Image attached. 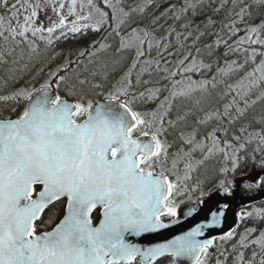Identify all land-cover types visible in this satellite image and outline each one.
<instances>
[{"label": "snow or ice", "instance_id": "6c2138e0", "mask_svg": "<svg viewBox=\"0 0 264 264\" xmlns=\"http://www.w3.org/2000/svg\"><path fill=\"white\" fill-rule=\"evenodd\" d=\"M76 3L77 0H71L69 14L75 12ZM104 3L112 7L108 0H104ZM256 3L264 7V0H256ZM89 4L95 7L92 0H89ZM0 7L7 8L8 0H0ZM59 7L63 9L64 5L60 4ZM21 8L25 12L31 9L30 14L24 16L22 24L18 18ZM39 8L38 3L32 4L29 0H17L11 5V18L16 19L17 26L13 27L9 20L8 26L0 31V38L5 44L28 41L29 33L32 36L40 33L41 40L52 43L51 36L45 37L42 33L47 31L51 34L56 28L64 27L65 17L61 16L58 23L45 29L43 25H37L34 19ZM189 8L195 10V5L186 3L181 13H186ZM53 11H56L55 7ZM96 11L102 18L108 15L99 8ZM115 11L113 8L114 15ZM120 11L123 12V9ZM244 14L242 8L238 15L243 17ZM88 18L77 17L80 20ZM4 22L5 17L0 16V25ZM209 23L212 21L209 20ZM79 30L73 21L71 31L75 33ZM260 30H264V22L248 29L249 43L264 44V41L251 38V34ZM16 37H21L22 41H17ZM28 42L34 44V41ZM222 42L227 43L221 39L215 43L219 46ZM243 42V39L238 41ZM148 47L151 49V43ZM207 47L211 48L212 45ZM12 51L14 49L0 51V62L6 63L5 56L11 55ZM137 55L144 53L138 51ZM188 70L191 69H185ZM256 72L264 78V60L249 76H254ZM89 83L87 79L79 78L76 83H69L67 76L54 72L39 88L21 89L11 97L2 98H23L28 104L15 118L0 119V264H156L162 256L172 257V264L177 258L190 260L192 264H205L208 248L213 241L197 239L203 235L204 225L170 242L147 248L127 239L129 235L141 236L167 228L169 225L161 217L178 215L175 197L183 194L180 178L164 166L170 147L161 138L166 132L163 125L167 113L157 120L154 112L149 120L146 119L147 113L134 110L135 97L128 98L130 79L127 85L108 92L104 97L105 102L95 99L100 94L97 90L101 85L89 87ZM62 85L64 95L60 94ZM147 91L154 95L152 89ZM144 95V92L140 93V96ZM237 111L243 114L244 110ZM207 119H212V116ZM200 123H206V120ZM210 135L215 141L214 134ZM256 135L264 143V135ZM185 142L193 146L191 152L203 148V145L194 143V135ZM240 147L243 148V145ZM220 151L225 150L221 148ZM191 152L184 155L191 156ZM208 152L211 154L212 149L209 148ZM240 159L233 154L231 169L224 168L222 171L226 175L235 173L240 167ZM252 159L255 161L254 156ZM175 165L174 160L172 167L175 168ZM186 167L191 168V164ZM258 167L264 169V159L260 160ZM260 181L264 183V176L260 177ZM225 184L226 181L222 180L219 186L225 188ZM65 199L63 218L50 231L42 229L41 225L46 223L41 219L45 209L51 211L50 205ZM96 210H99L98 223H94L93 217ZM192 211L189 210V215ZM222 215V212L213 213L214 222H218ZM232 236L233 232H228L226 238ZM246 240L247 234L240 239L241 247H247ZM251 243L264 252V232ZM256 255L253 252V257ZM217 264L221 262L217 261ZM234 264H243L242 252ZM248 264H252V261ZM260 264H264V259Z\"/></svg>", "mask_w": 264, "mask_h": 264}, {"label": "trees", "instance_id": "16d2710c", "mask_svg": "<svg viewBox=\"0 0 264 264\" xmlns=\"http://www.w3.org/2000/svg\"><path fill=\"white\" fill-rule=\"evenodd\" d=\"M186 3L195 5V10L189 8L186 13H181ZM121 5L127 10L129 18L118 33L123 35L134 29L144 28L148 34L144 55L136 57L135 49L124 48L119 41H110V47L100 52L101 45L111 40L113 25L106 31L91 27L75 33H57V36L51 37V44L36 37L34 39L40 41L39 49L35 47L37 51H23V47L15 45L11 48L14 49L11 55L5 56L7 62H0V95L11 97L24 83L35 81V67L40 62L43 70L50 65L62 68L61 72L69 78V83H76L79 78L87 79L89 87L100 84L101 88L97 90L100 94L95 96L100 101L128 77L131 80L128 98L135 97L132 105L134 110L145 113L152 111L153 95L147 90L152 89L155 94L157 89H167L168 79H164L171 66L176 63L180 65L181 71H185L195 61L197 67L188 77L207 82V88L189 99L176 101L170 109L165 118L169 134L168 150L177 158L190 147L185 142L190 136L194 135L195 143L198 140H208L212 137L210 134H214L215 141L212 140V145L220 147L231 142L240 149L241 159L237 171L226 175L222 169L232 167V161L225 159L226 153H218L214 158H209L190 179L188 188L192 191V200L202 201L209 190L220 188L222 180L226 181L225 187H231L230 184L236 177L246 175L252 168H259L260 160L264 159V143L256 134L264 135V78L259 77L261 73L256 72L254 76H250L248 88L234 86L230 82L240 79L244 73H252L261 60H264V44L248 42V29L264 22V7L258 6L256 0H121ZM101 7L109 14L111 24H114L110 8ZM242 8L245 10L243 17L238 15ZM0 14L7 19L12 16V9L0 8ZM251 38L264 41V30L251 34ZM217 39L227 43L222 42L217 46ZM242 39L244 42L238 43ZM149 43L152 45L151 49L148 47ZM208 45L212 47L209 48ZM6 46L2 44L0 51ZM254 52L255 58L252 59ZM185 56L188 58L185 59ZM182 60L183 64L180 63ZM144 81L148 83L145 84ZM229 88L232 89V94ZM141 92L145 95L140 96ZM238 92L240 95H237ZM60 94L64 95L63 85ZM6 104L5 111L11 116L16 114V110L13 111L15 108H12L13 103ZM216 106L218 107L214 108ZM237 109H243V114ZM0 110V114L3 113V107ZM210 115L212 119H207ZM179 117L183 119H178ZM202 120H206V123H200ZM168 121L172 123L169 124ZM172 178L175 179L174 176ZM261 185L264 188V183ZM179 196L175 198L179 199ZM47 217L46 223L41 225L44 230L51 229L57 222L53 216ZM249 229L256 231L248 232ZM261 232H264V204L249 210L247 218L233 237L208 249L207 258L203 257L205 264H217V261L221 264H234L241 252L243 264H248L249 261L260 264L261 259H264V252L251 242L258 239ZM245 234L247 247H241L240 239ZM253 252L257 253L255 257ZM172 262L171 258H163L156 264Z\"/></svg>", "mask_w": 264, "mask_h": 264}, {"label": "rangeland", "instance_id": "374dc122", "mask_svg": "<svg viewBox=\"0 0 264 264\" xmlns=\"http://www.w3.org/2000/svg\"><path fill=\"white\" fill-rule=\"evenodd\" d=\"M29 2L32 4L38 3L40 5L37 17H35L34 19L37 25H43L45 29L47 27H51L55 23H58L61 16L65 17V25L62 28L55 29L54 32L57 31L58 34L61 33V31H65V32L71 31L73 21L76 22V25L80 29L79 31H83L91 27H94L96 29L103 28V30L106 31L108 28H110L111 25H113V29L111 31L113 35L110 38L111 40H107L105 41V43L102 44L104 47H100V52L106 50L107 47H110L111 45L110 41H119V44L121 45L123 41V44L125 45L123 46L124 48H128L129 50L132 48L136 50L135 53L136 57L138 56L137 55L138 51H143V53H145L144 44H145V40L148 39V34L145 35V33L147 32L144 28H138L135 29L136 30L135 32L130 31L129 33L123 35H120L118 33L122 30L126 20H128L129 18V14L124 15V13H128V12L127 10H125V7L121 5V0H108V3L112 5V7L107 6L104 3V0H92V5H95V7L89 4V0H77L75 6V12L73 14H69V8L71 7V0H29ZM14 3H17V0H8V7L7 8L0 7V8H4L5 10H10L11 5ZM60 4L64 5L63 9L59 7ZM101 5L110 8L111 11L110 14L112 15L111 18L113 19L114 24H111L109 19V14L107 15L106 18H102L100 14L96 11V8H99L103 12H105V10L101 7ZM25 7H27L26 4ZM53 7L56 8V11H53ZM113 8L116 10L115 15L113 14ZM121 9H123V12L120 11ZM30 11L31 9H29L28 12H25L24 9L21 8L18 14V18L21 24L24 23V16L30 14ZM0 16L2 15L0 14ZM79 16H84L89 18L80 20L77 19V17ZM11 17L5 19V22L2 25H0V31H2L4 28L8 26L9 20L13 27L17 26L16 19H12ZM104 20H106V22H103ZM121 21H123V23H120ZM54 32L49 34L47 33V31H45L42 34L45 37L47 34L51 35L52 37L55 34ZM5 34L7 35V33ZM40 35L41 34L38 33L36 36H34V38L36 37L39 38ZM31 36H32L31 33H29L28 38ZM17 38L20 39L21 37H17ZM0 39L3 40L2 38ZM141 41H143L142 46H141ZM196 67L197 64H194L188 67L187 69H191L189 71H194ZM61 71L62 68H58V74ZM173 72H183V73H181L180 75H175L173 74ZM186 77H187V72L184 70L181 71L180 65H176L175 63L171 66L170 70L167 72V75L164 79V80L168 79L167 81L169 85L167 86V89H164L163 91L161 89L156 90L157 93L155 92L152 98V105H151L152 111L145 112L148 114L146 116V119L151 120L152 119L151 114L154 112L157 115V120L161 115L167 113L166 115H164V121H165V118L168 115L171 107L174 106L175 102L178 99L188 96L192 97L194 95H197L198 92H200L201 90L207 88L206 87L207 83L205 84V82H199V83L192 82V79ZM259 77H261V75ZM128 80H129L128 77H125V80L122 82L121 85H127ZM249 81H250V76L249 78L247 76V79L244 81V85L241 86L244 88L245 87L248 88L250 86ZM257 83L259 84V81H257ZM173 93H176V95L173 96ZM240 98L241 97L239 96L238 97L239 101L241 100ZM217 107L218 106L214 108ZM163 126L164 128L167 127V125H165V122ZM161 138L166 140L165 132L162 134ZM212 140H213L212 137H209L208 140L203 139L196 141L195 142L196 144L203 145L202 150L197 149L195 152H191L193 146L190 145V147L187 148L185 151L181 152V154L177 156V158L176 156L174 157L168 150V159H167V163L164 166L170 169L172 172H174L175 176H178L180 178L179 183L183 194L179 196V200L178 198H176V200H178V203H180V206H184L186 203L192 202L193 199L191 194L192 191L190 188H188L190 186V179L192 175H194V173L199 168H201L206 161H209V158H214L216 155H218V153L220 154L226 153L225 159H229L231 162V157L233 156V154H236L237 156L239 155L240 149L237 147L235 148V146H233L232 143L220 147H215L214 144L212 145L213 142ZM209 148L212 149L211 154H209L208 152ZM221 148H223L225 151L221 152L220 151ZM189 152H191V156L184 155V153H189ZM174 160L176 161L175 168L172 167ZM189 163L191 164V168L186 167V165H188ZM251 170H253V168ZM185 176H187V179H185ZM184 182H186V184H183ZM212 190L213 189L208 191V194L204 197V199L211 194ZM248 192H249L248 194L252 196L253 194L256 193V189H254L253 187H248Z\"/></svg>", "mask_w": 264, "mask_h": 264}, {"label": "water", "instance_id": "95a60500", "mask_svg": "<svg viewBox=\"0 0 264 264\" xmlns=\"http://www.w3.org/2000/svg\"><path fill=\"white\" fill-rule=\"evenodd\" d=\"M261 176H264V171L255 168L248 176L236 179V188L232 195H228L229 190L216 189L202 204L190 203L181 207L179 216L170 223H166L169 227L160 229L156 232L145 233L141 236L129 235L127 239L132 243L140 245L142 248H147L156 244L170 242L178 236L187 234L193 228L204 225L203 235L197 237V239L212 240L213 243L209 246L210 248L214 246L218 240L226 238L228 232L235 231L242 218L241 209H246L247 207H252L264 202V190H259L258 194L254 196H244L241 193L245 183L249 182L258 186ZM225 205H227V207H225ZM51 206L52 205L49 207ZM189 210H194L191 212V215H189ZM46 211L47 209H45V212ZM220 212H222L223 215L219 216L218 222H214L213 213ZM163 258L172 257H159L156 263ZM175 264H192V262L183 258H177Z\"/></svg>", "mask_w": 264, "mask_h": 264}, {"label": "flooded vegetation", "instance_id": "af4514ba", "mask_svg": "<svg viewBox=\"0 0 264 264\" xmlns=\"http://www.w3.org/2000/svg\"><path fill=\"white\" fill-rule=\"evenodd\" d=\"M16 40L22 41V38H20V39L17 38ZM28 41H34V44H29ZM28 41H22L20 43H15V44L10 42L8 44H5V42L0 39V46L2 44H3V46L7 45L5 49L11 50V48L13 46L18 45V46L23 47V49H21V50L29 51V52L37 51L39 49L40 41L38 39L28 38ZM35 47L37 50L35 49ZM33 48H34V50H33ZM39 58H40V55L38 54V59ZM1 67H2V64H0V69H1ZM35 72H36L35 81L32 80V81H28V82L24 83L23 86H21L20 88H18L14 92L16 93L17 91H19L21 89L32 90L35 88H39L41 84H43L45 81L50 79L52 73L56 72L58 74V69H57L56 65H50L49 67L45 66V68L43 70L41 65H40V62H39L35 67ZM0 76H1V74H0ZM1 81L2 80L0 78V84H1ZM53 82L55 83V81H53ZM36 85H37V87H36ZM2 97H6V94H5V96L0 95V108L3 107V109H4L3 113L0 114V119L8 118V117L15 118L22 111V109L25 106H27V104H28V101L24 100L23 98H17L16 100H14V99L4 100V99H2ZM6 103H13L12 108H15L16 114L11 116V114H9L7 111H5L6 108L4 106L8 105ZM65 205H66V200L56 202L55 205H52L51 207H49L51 209V211L49 209H47V211L44 213V215L42 217V220H44V221L47 220V218H48L47 216H49L50 218L53 216V218H55L57 220L56 223H58L59 220L63 218ZM93 217H94V223H98L99 210H96L93 213ZM38 224H40V222ZM54 226H55V223H54L53 227ZM45 230L50 231L51 229H45Z\"/></svg>", "mask_w": 264, "mask_h": 264}, {"label": "bare ground", "instance_id": "6f19581e", "mask_svg": "<svg viewBox=\"0 0 264 264\" xmlns=\"http://www.w3.org/2000/svg\"><path fill=\"white\" fill-rule=\"evenodd\" d=\"M259 169V168H258ZM259 170H261V169H259ZM261 171H264V170H261Z\"/></svg>", "mask_w": 264, "mask_h": 264}]
</instances>
